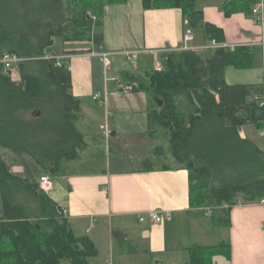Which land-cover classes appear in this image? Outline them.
<instances>
[{"label": "trees", "instance_id": "obj_1", "mask_svg": "<svg viewBox=\"0 0 264 264\" xmlns=\"http://www.w3.org/2000/svg\"><path fill=\"white\" fill-rule=\"evenodd\" d=\"M197 1L143 0V7L181 9L190 29L202 27L209 42H224L223 31L205 23ZM259 1H227L222 11L226 17H252ZM126 2L0 0V57L7 53L37 64L30 72L28 63H21L19 82L0 72V264H92L98 256L94 241L75 235L63 211L38 184L11 174L1 151L30 156L52 177L62 172L64 162L77 158L85 146L77 128L81 101L73 95L72 74L55 40L93 42L100 51L104 35L97 30L106 7ZM262 54L261 47L252 46L171 51L160 55L162 72H125L121 79L123 87L132 86V91H144L153 99L150 128L153 134L165 132L173 158L189 171L191 207L218 209L225 226L239 201L264 197V151L241 134L245 126L264 132V84L229 85L225 71L252 69ZM37 111L40 115L35 116ZM18 193L39 200L34 217L17 201ZM226 248H191L186 264H213Z\"/></svg>", "mask_w": 264, "mask_h": 264}, {"label": "crops", "instance_id": "obj_2", "mask_svg": "<svg viewBox=\"0 0 264 264\" xmlns=\"http://www.w3.org/2000/svg\"><path fill=\"white\" fill-rule=\"evenodd\" d=\"M227 1L232 0H198L196 8L203 13L205 23L223 31L225 40L220 44L262 48L261 27L243 13L226 17L222 5ZM185 21L181 9L145 10L143 0L107 6L103 25L97 31L104 35V50L113 53L108 69L96 56L93 42H60L61 57H69L73 95L81 101L77 128L84 136V148L76 159L64 162L60 174L48 175L52 185L47 190L40 183L47 174L30 156L7 153V165L14 176H28L26 167L36 165L31 169H37V173L25 180L38 184L59 206L75 235H86L94 241L98 256L93 264L109 260L135 264L134 258L139 255L144 256L138 262L147 256V260L162 257L168 262L172 259L171 264H186L185 254L189 257L188 250L194 246L220 245L229 248L222 249L213 264H264L261 200L239 201L231 208L229 226L215 222L220 217L218 209L191 207L189 171L170 159L173 156L165 132L159 129L153 134L150 128L153 99L144 91L122 89L125 72L144 76L155 69L154 63L162 54L182 51L185 46L199 52L210 50H202L211 45L204 29H190ZM185 27L191 30L192 41H184ZM130 51L139 52L133 67L126 56ZM260 60L252 69L228 67L227 84H264V52ZM96 95L99 101L94 99ZM250 127L242 128L243 137H247L244 131ZM169 159L174 163H163ZM29 203L21 204L30 207ZM151 211L169 213L170 218L154 225L148 218ZM30 216L34 217L32 210ZM143 217L145 221H141ZM214 224L223 230L217 242L211 237V231L217 228ZM103 249L105 254L101 255Z\"/></svg>", "mask_w": 264, "mask_h": 264}, {"label": "built area", "instance_id": "obj_3", "mask_svg": "<svg viewBox=\"0 0 264 264\" xmlns=\"http://www.w3.org/2000/svg\"><path fill=\"white\" fill-rule=\"evenodd\" d=\"M252 17L254 18L255 22L257 25L261 27L262 34L264 37V0H260L257 5L253 7L252 10ZM185 26H188V21H185ZM193 40V36L191 33V30L187 29L184 34V41L189 42ZM221 46H225L223 44L217 43L216 41L211 42L210 47H204V49L208 48H218ZM261 46L264 47V40L261 42ZM230 49H234L233 46H227ZM184 50H190L187 46L184 47ZM139 54L138 51H130L126 53V56L128 57V60L132 66L136 65L137 62V55ZM96 56L100 58V60L104 63L105 67L108 69L110 65L112 64L111 57L113 56V53H109L104 50L103 47H101V50L96 53ZM62 59H68V56L61 57ZM27 59H23L20 57H17L15 55H10V54H3L2 57H0V72L8 75L13 81L19 82L21 80V71H20V64L25 62ZM164 69L163 63L160 59L156 60V66L155 70L157 72H162ZM122 89L124 91H132L133 87L132 86H122ZM94 99L99 101L100 96L96 95L94 96ZM264 135V132L262 133V136ZM41 183V188L43 190H47L51 188V179L48 176H43L40 179ZM260 203L264 204V197L261 199ZM148 218L150 222L154 225L161 224L165 220L169 219V213H163L161 211H151L148 214ZM146 218H141V221H145ZM104 264H114L112 261H106Z\"/></svg>", "mask_w": 264, "mask_h": 264}, {"label": "rangeland", "instance_id": "obj_4", "mask_svg": "<svg viewBox=\"0 0 264 264\" xmlns=\"http://www.w3.org/2000/svg\"><path fill=\"white\" fill-rule=\"evenodd\" d=\"M198 33H200L201 34V32H198ZM61 41L59 40V39H56L55 40V45L54 46H56V50L58 51V52H60L61 51V47H62V45H61V43H60ZM262 49H263V52H264V47H262ZM199 50H201V49H199ZM28 60L29 59H27L25 62H23V63H28L27 64V66H28V68H29V71L30 72H32V71H35L37 68V64L35 63V64H33V62H28ZM261 62V60L258 62V64ZM132 66V65H131ZM156 66V62L154 63V67ZM133 67V66H132ZM181 103V102H180ZM186 105H187V103L186 102H184L183 104H182V107H186ZM80 128L82 129V128H85V125H81L80 126ZM90 128L93 130L94 128H95V124L93 123V124H91V126H90ZM245 133V135L248 137V138H250V137H252V140L254 141V142H256L258 145H259V147H261V149L264 151V135L262 136V134H261V131L260 132H258L254 127H250V128H248V129H246L245 131H244ZM160 143H162V141H160ZM7 153H11L12 155L13 154H15V153H13V152H11V151H9V150H3V151H1V154H2V157H3V159L5 160V162H7V164H9V162H8V158H7ZM15 155H19V154H15ZM21 155H25V154H20L19 156H21ZM123 156H127L128 157V155L127 154H123ZM170 159H174L173 157H171ZM169 159V161L168 162H163L164 164H173L174 162H172L171 163V160ZM31 161L32 162H35V161H33L32 159H31ZM36 163V162H35ZM10 165V164H9ZM137 165V164H136ZM127 166H129V165H127ZM134 166V165H133ZM30 167L31 168H33V170H34V167H36V165H34L33 166V164H31L30 165ZM31 168H29L28 166L26 167V172H28L30 175H28V176H24V177H20V178H22V179H29V180H31V176L32 175H34V174H36L37 173V169L33 172V170L31 169ZM34 173V174H33ZM1 193H2V191L0 190V195H1ZM25 195H28L26 198H25ZM1 197V196H0ZM22 197H24V198H22ZM17 200H20V202L21 203H26V202H30L29 204H30V206H31V208L28 206V205H24L27 209H29L30 210V212H31V210H34L33 208H35L36 210L38 209V207L37 206H39L38 204L40 203L39 202V200H33V198L27 193H18V198H17ZM2 209V204H1V200H0V210ZM216 223H218L219 225H220V220H219V218L215 221ZM209 223V222H208ZM214 225H216L217 226V228H214V230H212L211 231V237L213 238V240H215L216 242H217V240H218V238L223 234V232H221V231H223V230H220L219 228H218V225L217 224H214ZM195 247H197V246H194V248ZM105 254V251H104V249L102 250V253H101V255H104ZM186 255V262L188 261V255L187 254H185ZM144 255H139V256H137V257H135L134 258V261H136L137 263H135V264H171L172 263V259H170L169 260V262L168 261H166V260H164V259H162V257L161 258H159L158 260H155V261H153V257H151V259H148L147 260V256H146V260L144 259V260H142V262H138L139 260H138V258L139 259H141L142 257H143ZM180 255H175V257L176 258H178ZM182 259V258H181ZM180 259V260H181ZM178 260V259H177ZM157 262H160V263H157ZM91 263L93 264V259L91 260ZM63 264H68L67 262H63Z\"/></svg>", "mask_w": 264, "mask_h": 264}, {"label": "water", "instance_id": "obj_5", "mask_svg": "<svg viewBox=\"0 0 264 264\" xmlns=\"http://www.w3.org/2000/svg\"><path fill=\"white\" fill-rule=\"evenodd\" d=\"M158 102H159V107H162L163 106V102L162 101H158ZM34 115L35 116L40 115V112L37 111V112L34 113Z\"/></svg>", "mask_w": 264, "mask_h": 264}]
</instances>
